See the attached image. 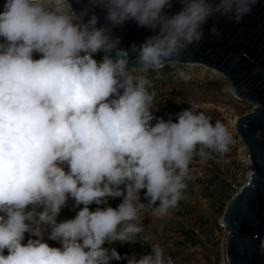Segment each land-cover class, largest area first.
I'll return each mask as SVG.
<instances>
[{
    "label": "clouds",
    "instance_id": "1",
    "mask_svg": "<svg viewBox=\"0 0 264 264\" xmlns=\"http://www.w3.org/2000/svg\"><path fill=\"white\" fill-rule=\"evenodd\" d=\"M178 2L180 10L170 14L174 0H89L79 12L70 0H6L0 12V264H173L159 244L139 259L105 244L138 237L149 243L141 235V190L147 205L158 202L156 215H167L185 198L194 154L204 163L212 152L227 153L234 140L195 101L176 113V122L155 116V92L140 73L179 59L203 39L210 18L240 22L257 0ZM96 7L105 12L102 26ZM130 20L153 34L123 49L112 30ZM210 31L220 35L216 27ZM227 90L238 94L234 85ZM117 197L116 208H89ZM69 198L83 207L57 222ZM25 233L35 238L24 243ZM46 233L60 247L50 246Z\"/></svg>",
    "mask_w": 264,
    "mask_h": 264
},
{
    "label": "rangeland",
    "instance_id": "2",
    "mask_svg": "<svg viewBox=\"0 0 264 264\" xmlns=\"http://www.w3.org/2000/svg\"><path fill=\"white\" fill-rule=\"evenodd\" d=\"M5 3L6 0H0V12L4 10ZM0 42H3V38H0ZM102 57L103 53L94 56L97 61L102 60ZM33 58L39 59L41 54L34 52ZM140 74L153 75L148 90L155 92L152 105L155 116L165 120L171 118L176 122V113L189 108L190 103L195 101L200 106L197 111H203L213 123L220 120L225 124L234 143L223 155L212 152L204 163L194 154L189 166L191 180L187 181L185 198L170 209L167 215H156L154 208L158 207V202L157 205H147L148 200L144 196L146 189L141 190L140 202L145 204V208L139 212L144 228L141 235H147L149 243L138 237L135 243H106L105 247L119 245L127 255H135L139 259L140 256L151 253V244H159L164 249L165 256L172 258L173 264H226L224 238L227 231L222 222L226 202L247 182L251 171L247 148L236 134L235 122L237 116L252 112L253 106L238 100L227 90L230 82L217 71L205 66L171 63L158 70ZM121 202L122 197L108 198L106 205L93 203L89 208L92 211L97 207L116 208ZM74 203L69 198L67 206L59 213L57 222L75 217L83 205L74 207ZM29 238L35 237L25 233L24 243ZM45 241L52 247H60L58 241L47 238V233ZM110 264H127V261L113 260Z\"/></svg>",
    "mask_w": 264,
    "mask_h": 264
},
{
    "label": "water",
    "instance_id": "3",
    "mask_svg": "<svg viewBox=\"0 0 264 264\" xmlns=\"http://www.w3.org/2000/svg\"><path fill=\"white\" fill-rule=\"evenodd\" d=\"M70 2L79 12L89 0ZM180 7L178 0H174L167 11L171 14ZM93 10L100 18L99 26L104 25V10ZM212 27L217 28L219 36L211 33ZM112 31L121 38L119 47L123 49H129L133 43L139 45L153 34L131 20ZM203 31V39L171 63L201 65L217 71L230 82V87L235 86L238 94L234 96L238 100L253 106L252 112L237 116L235 122L236 134L247 148L251 171L247 182L226 204L222 217L227 231L224 251L226 264H264V0H257L252 13L240 22L217 15L208 20ZM257 132L261 134L259 140Z\"/></svg>",
    "mask_w": 264,
    "mask_h": 264
},
{
    "label": "trees",
    "instance_id": "4",
    "mask_svg": "<svg viewBox=\"0 0 264 264\" xmlns=\"http://www.w3.org/2000/svg\"><path fill=\"white\" fill-rule=\"evenodd\" d=\"M152 75V74H151ZM151 75L150 74H147L146 77L148 78V80L150 81L151 80ZM153 76V75H152ZM153 79V78H152ZM197 147H200L199 145ZM232 196L229 197V199L231 198ZM227 203V202H226ZM111 248H115L117 250V252L120 253L121 256H124L125 254H127V252L125 251V249H123V247L121 246H111ZM129 256V255H128ZM124 261H127L126 259H123Z\"/></svg>",
    "mask_w": 264,
    "mask_h": 264
}]
</instances>
